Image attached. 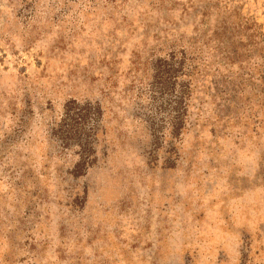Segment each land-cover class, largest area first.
Wrapping results in <instances>:
<instances>
[{
	"label": "rangeland",
	"instance_id": "1",
	"mask_svg": "<svg viewBox=\"0 0 264 264\" xmlns=\"http://www.w3.org/2000/svg\"><path fill=\"white\" fill-rule=\"evenodd\" d=\"M0 264H264V0H0Z\"/></svg>",
	"mask_w": 264,
	"mask_h": 264
},
{
	"label": "trees",
	"instance_id": "2",
	"mask_svg": "<svg viewBox=\"0 0 264 264\" xmlns=\"http://www.w3.org/2000/svg\"><path fill=\"white\" fill-rule=\"evenodd\" d=\"M91 111H94L90 107L87 109L85 108H78L73 107L70 108L65 107L63 113V119L61 121V126H59V133L60 136H63L65 140L79 139L84 135V123H88L90 121L89 116ZM173 130L177 131L175 125H172ZM92 129V128H90ZM79 148L85 150L87 147V139L83 138L80 140L78 144Z\"/></svg>",
	"mask_w": 264,
	"mask_h": 264
}]
</instances>
